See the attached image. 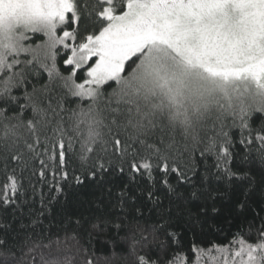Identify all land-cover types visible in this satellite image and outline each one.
I'll return each instance as SVG.
<instances>
[{
	"label": "snow or ice",
	"instance_id": "snow-or-ice-1",
	"mask_svg": "<svg viewBox=\"0 0 264 264\" xmlns=\"http://www.w3.org/2000/svg\"><path fill=\"white\" fill-rule=\"evenodd\" d=\"M86 182L127 264H264V0H0V232Z\"/></svg>",
	"mask_w": 264,
	"mask_h": 264
},
{
	"label": "trees",
	"instance_id": "trees-1",
	"mask_svg": "<svg viewBox=\"0 0 264 264\" xmlns=\"http://www.w3.org/2000/svg\"><path fill=\"white\" fill-rule=\"evenodd\" d=\"M66 193V198L62 197L59 202L46 208L38 220L29 216L25 210L20 222L14 224L7 236L0 232V238L7 241L6 244H0V264H45V261L52 260H59L62 264H87L89 260L92 264H127V232H117L110 226L102 230L93 228L94 224L101 222V218L119 212L120 209L105 205L97 210V205L93 203L96 190L87 182L78 189H66ZM260 198L261 193L257 192L255 199ZM40 207L37 198L33 211ZM225 207H231V203L225 202ZM140 210L143 213L140 225L150 230L157 220L151 205L142 206ZM124 211L133 218L137 217L136 209L131 204ZM215 223L219 231L213 232L207 239L214 243H227L231 234L236 232L238 222L232 221L229 224L227 214L221 213ZM172 228L185 229L184 222L176 221ZM136 239H140L139 233ZM191 239L185 229L183 244L187 247ZM197 239L199 242V237Z\"/></svg>",
	"mask_w": 264,
	"mask_h": 264
}]
</instances>
